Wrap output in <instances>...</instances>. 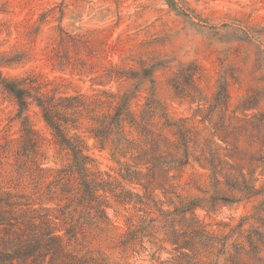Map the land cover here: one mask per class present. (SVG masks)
Masks as SVG:
<instances>
[{
  "label": "rangeland",
  "instance_id": "374dc122",
  "mask_svg": "<svg viewBox=\"0 0 264 264\" xmlns=\"http://www.w3.org/2000/svg\"><path fill=\"white\" fill-rule=\"evenodd\" d=\"M177 1L187 14L168 0H0V70L75 104L62 123L104 186L89 200L78 173L61 180L72 152L31 103L43 170L0 207V242L26 249L0 264H264V0ZM125 102L124 138L97 136ZM18 111L0 84L6 189L26 146Z\"/></svg>",
  "mask_w": 264,
  "mask_h": 264
},
{
  "label": "trees",
  "instance_id": "16d2710c",
  "mask_svg": "<svg viewBox=\"0 0 264 264\" xmlns=\"http://www.w3.org/2000/svg\"><path fill=\"white\" fill-rule=\"evenodd\" d=\"M170 5L173 8L177 7L180 9V11L184 14H187L185 10L178 6L177 0H168ZM150 75V74H146ZM0 84L9 91L17 100L19 105V111L17 113L18 118L21 119L22 123V132L24 136V141L26 143V146L23 147V149L18 153L17 156V171L18 176H15L13 186H8L9 189H6L5 186H0V207H8V206H14V203L11 202V198L13 192L11 191L14 188L20 187L22 185L23 181L26 178H34L33 176L36 175L37 171H42L43 168H41L35 161L30 159L31 151H33L37 144V132L32 127L29 116H28V110L31 103L34 101L37 103V105L42 109L43 116L47 123L52 127L54 131V135L56 137L57 143L64 149H69L72 152L73 155V161L68 169H63V175L61 177V180L67 177L69 174H72L74 172L78 173L82 178V188L86 194V199L93 200L99 197L97 190L100 188H103L104 186L96 182L93 179H90L88 168L89 165L92 164L94 159L86 153V144L84 141H81L78 139L79 137H76L73 139L70 137L66 131V126L63 125L62 120L67 123L68 118H66L63 113L60 111V107L62 108H69L72 106H75V104H64L63 101H58L59 99L55 96L53 97H45L40 92V87L35 86L33 89H35L36 92H33V90L25 85L22 84V81L10 79L6 77L3 72L0 70ZM62 99V98H60ZM65 101V99H64ZM151 107H153V104L150 102ZM80 104H76L78 106ZM126 102L123 103V105H119L115 117H113L112 120H104V126L97 130L96 135L100 136L102 138L108 137L114 130L118 134V139H123L124 136L122 134V127H123V110L126 109L125 107ZM121 106V107H120ZM156 109V108H152ZM264 118L261 119V122L264 123ZM181 134V138L184 140V131L182 129L179 130ZM182 145L185 149V157H188V148L185 141H183ZM177 162L179 164L187 163V160L181 158L177 159ZM217 173V172H216ZM248 189L253 188V186L247 185ZM20 197L21 194H19ZM99 199V198H98ZM99 211L102 214V217H106V211L102 207L101 203L98 204ZM194 207V206H193ZM3 213V212H1ZM0 213V220L5 219L3 215ZM16 222L19 220L15 218ZM9 222L14 223L13 220H10ZM15 224V223H14ZM21 224V223H20ZM54 231V230H53ZM51 231V233H53ZM67 233L69 234V239L73 238L75 236L74 227L69 228L67 230ZM4 242H0V261L7 260L11 261L15 257H19L21 255H24L26 252L25 247L20 245L15 238H9L4 244ZM3 244V246H1ZM37 260V259H36ZM35 260V261H36ZM70 264V263H69Z\"/></svg>",
  "mask_w": 264,
  "mask_h": 264
}]
</instances>
